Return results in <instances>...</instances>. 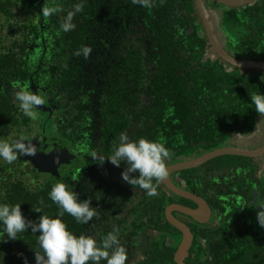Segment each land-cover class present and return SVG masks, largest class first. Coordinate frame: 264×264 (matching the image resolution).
<instances>
[{
  "label": "flooded vegetation",
  "instance_id": "af4514ba",
  "mask_svg": "<svg viewBox=\"0 0 264 264\" xmlns=\"http://www.w3.org/2000/svg\"><path fill=\"white\" fill-rule=\"evenodd\" d=\"M7 1L8 3L13 1L14 4L10 7L11 19L0 20V140L11 143L24 137L37 151L34 156L18 155L12 163L0 158V203H19L22 211L26 213L33 210L22 200L27 198L28 192L24 194L12 191L17 188L13 184L17 178L22 179L27 189H31L29 186L34 188L37 184L47 185L53 181L65 182L73 191L79 193L81 200L90 199L96 209L97 215L86 225L87 230L92 231L99 223L101 228L112 231L115 224L112 214H116V210L110 209V201L120 193L125 198L132 192L139 194L142 190L123 179L122 173L128 167L126 164L122 162L121 166L117 167L109 159L103 161L101 158L110 156L114 146L119 143L120 134L126 133L122 122L118 127V134H112L117 138H112L113 147L109 151L111 138L108 130L103 127V119L109 116V113L102 112V103L98 96L99 88L107 87L111 81L109 64L105 59L104 64L94 62V55L97 52L103 53V47L108 59L111 60L112 53H109L110 50L104 43L108 42L109 31L113 33L111 28L117 25L116 18L111 20V17L119 14L121 10L117 9L116 0L112 2L89 0L91 10L87 18V33L75 22L76 28L71 32H65L61 29L60 23L67 10L63 9L51 17H44L42 10L47 0H0V3ZM170 2L176 7L177 15L171 14L170 10L168 14L167 8L163 9V14L170 16L172 24L170 29L175 36L192 38V34L195 33V36L207 40L204 59L211 58L218 65H224L225 71L229 74L241 75L242 78L258 77L264 81L263 68L237 67L214 51L206 22L207 18L227 53L239 59L264 62V19L261 17L264 13V0H246L239 5H229L217 0H202L205 16L196 0H168L165 4L170 5ZM69 3L74 4L71 0H48L50 7L61 8V5H70ZM97 3L101 4V9L93 8ZM132 4L133 9L137 10L136 17L140 18L141 4L128 0L122 9L127 13L129 11L128 14L125 13L129 20H131L129 7ZM153 5H156L155 0L152 1L151 6ZM230 11L237 17H231L228 13ZM120 18L119 15L118 19ZM137 18L136 24L139 26ZM229 21L249 23L247 30L250 29L252 38L262 40L263 49L256 52L258 57L238 55L239 51L233 45V41L236 43L235 37L228 30ZM104 28L107 30L103 31ZM77 33L79 36L85 35L84 42L80 44L64 42L65 39H69L70 34L73 37ZM138 33L141 34L140 31ZM122 34L125 46L124 31ZM16 42L17 45L14 47ZM53 42L57 43L54 49L50 46ZM61 45L64 48H61ZM85 45L92 49L88 58H84L82 53L77 55ZM194 45L195 43L192 46ZM188 50L189 48L186 52ZM74 61L79 64L72 63ZM80 65L83 71L78 74ZM96 65L100 66L102 71L108 72L103 73L101 70L98 73L94 72L97 69ZM61 67L65 70L59 73L57 78L67 76L68 71L72 85L70 95L66 90L68 88L66 81L58 82L61 85L59 90L52 92L49 89L48 82L52 73L55 75L56 70ZM113 82L115 81H111ZM243 84L238 83L239 86ZM256 84L259 85V82ZM19 87L38 92L45 99V103L36 109L38 112L36 121L25 116L15 101L14 92L19 90ZM222 87L225 89L222 94L214 97L204 95V100L216 109V114L226 119L224 122L216 121L214 139L209 143L205 140L200 145L172 154L167 166L188 163L212 151L227 148L254 153L251 155L221 153L196 166L172 171L169 174L172 183L183 191L198 195L207 207L204 208L194 199L176 193L166 186L163 180L169 200L163 212L164 223L161 225L162 221L159 220L156 209L157 203H154L150 220L148 217L142 218L145 221L144 225L142 220L135 216L126 224L123 222L117 226L120 229L121 243L128 251L126 264L146 258L150 246L154 264H178L179 247L185 238L182 226L191 233V244L184 257L185 264H264V227L260 226L257 219L258 211L264 210V114L258 112L240 114L236 110L237 98L227 95L230 90L227 84ZM138 100L153 102L154 105L156 98L144 92ZM108 102L104 108L109 110L114 103ZM137 115L138 118L141 117L140 112ZM114 130L116 132V129ZM56 151L64 160L53 162L46 171L40 170L32 159L35 156L43 158L45 155H55ZM92 153H96L98 158L91 156ZM133 175H138V172ZM200 207L202 212L198 219L183 211L197 210ZM26 218L31 220L32 216ZM77 228L78 226L73 223L71 231L79 235ZM38 237V233H33L29 228L20 233L17 239L11 240L7 234L4 235L3 226L0 225V264L31 262L28 249L30 245L37 244Z\"/></svg>",
  "mask_w": 264,
  "mask_h": 264
},
{
  "label": "trees",
  "instance_id": "16d2710c",
  "mask_svg": "<svg viewBox=\"0 0 264 264\" xmlns=\"http://www.w3.org/2000/svg\"><path fill=\"white\" fill-rule=\"evenodd\" d=\"M71 1L74 4L61 5V8L68 12L73 10L76 3H83V10L76 14L74 22L87 33V18L91 10L89 8V0ZM166 1L168 0H155L156 5L150 7H145L141 4L140 18L136 17L137 10L133 9L134 5H130L131 20H129L125 16L127 11L122 9L123 5L128 3V0H116L117 9L120 8L121 12L111 17V20H115L116 18L117 25L112 29V24H110L113 33L109 31L108 42L104 43L105 47L110 50L109 53H112L111 60L108 59V54L104 47L102 48L103 53L97 52L94 55V62L96 63L99 61L98 63L104 64L103 60L105 59L106 63L109 64L110 80L115 81L113 83L110 81L109 85L103 89L99 88L100 91L98 93L100 102L102 103V112L104 114H106V111L109 113V116L107 115L103 119V127L108 130V135L111 138L109 151L113 147L112 138H117L116 135L112 136V134H118V127L122 122L124 123L126 133L131 139L147 137L159 140L168 147L171 155L194 145H200L205 140L208 143L211 142L210 140L214 139V128L217 126V122H224L226 119L216 114V109L212 108L209 102L204 100V95L214 97L222 94L225 90L222 86L225 84L230 89L227 95L237 98L235 102L236 110L240 114L257 113L255 104L252 102V97L258 92L264 93V81L258 77L246 76L242 78L241 75L229 74L225 71L224 65H218L211 58L204 59L207 40L195 36V33L192 34V38L175 36L173 30L170 29L172 26L169 20L170 16L164 15L163 9L167 8L168 14L170 10V13L176 16V7L172 2H170V5H166ZM12 4H14L13 1L0 3V20L2 18L4 20L11 19L10 7ZM51 5L53 6L54 4ZM100 6L101 4L97 3L93 5V8H100ZM228 13L231 17H237L233 11ZM98 15H102V13H98ZM119 15L120 19H118ZM261 17L264 19V13ZM136 18L139 20V26L136 24ZM189 21L190 19H188ZM240 24L229 21L228 25V30L235 37L236 43L233 41V45L239 51L238 55L243 54L245 55L244 57L248 58L258 57V53L256 52L259 49H263L262 40L252 38L250 29L247 30L249 23L241 24V26ZM105 29L107 30V28H104L103 31ZM238 29H240L239 32ZM123 31L125 46H123L122 41ZM138 31L141 32L140 35H138ZM78 33L73 37L70 34L69 39H65L64 42L66 44L71 42L80 44L84 42L85 35L79 36ZM57 40L59 42L58 38ZM194 43L195 45L192 46ZM16 45L17 42L14 47ZM50 46L54 49L57 43L53 42ZM60 47L64 48L63 45ZM188 48L189 50L186 52ZM13 55H16V53H13ZM72 63L78 62L74 61ZM96 66L97 69L94 72L98 73L99 70L102 71L100 66ZM60 69L56 70L55 75L52 73V77H50L48 82L49 89L52 92L59 90L61 87L59 83L66 81L68 82L66 90L68 95H70L72 85L68 71L67 76L63 75L57 78L58 74L65 70L63 67ZM82 71L83 67L80 65L77 73L80 74ZM102 72L106 73L108 71L103 70ZM151 73H154V75ZM104 79L109 78L104 77ZM242 82L244 83L243 86H239L238 83ZM257 82H259V85L256 84ZM144 92L156 98L154 105L153 102H139L138 98L143 96ZM108 101L114 103L112 104L113 106L111 105L113 111H111L112 109L108 110V108H104L106 104H109ZM138 112L141 113L140 118H138ZM243 117L246 118L247 116ZM114 129H116V132ZM169 162L170 159L167 161V165ZM13 182L17 188L12 189V191H20L24 194L29 193L27 198H23L22 200L28 204V208L33 209L31 212H24L25 216H32L31 221L39 222V217L43 214L56 217L62 211L49 196L52 186L59 182L53 181L47 185L37 184L34 188L29 186L31 189L25 187L21 178H17ZM113 198V201H110V209L116 210V214H112L115 221L114 226L121 225L123 222L126 224L129 220L134 219L135 216L137 219L140 218V220L143 217H148L150 220V213L154 210V203H157L156 209L158 210L159 220L162 221L160 222L161 225L165 221L163 212L169 200L167 199L163 182H160L157 194L153 196L148 195L147 190L142 189L139 194L132 192L124 198L120 193ZM41 201H43V204H41ZM35 208H41L42 213L36 212ZM63 220L69 230H71L73 223H75L78 226L77 230L79 234L93 235L98 243L110 232L108 229L101 228L99 223L96 224V227L92 228V231H88L86 225L89 223H79L66 212L64 213ZM142 224H145L144 220H142ZM28 250L31 262L27 264H36L33 254H35V250L42 251L39 248L38 240L37 244L30 245ZM148 250L149 253L146 258L128 264H154L151 257V246ZM100 264H107V262L102 260Z\"/></svg>",
  "mask_w": 264,
  "mask_h": 264
},
{
  "label": "clouds",
  "instance_id": "9594fccd",
  "mask_svg": "<svg viewBox=\"0 0 264 264\" xmlns=\"http://www.w3.org/2000/svg\"><path fill=\"white\" fill-rule=\"evenodd\" d=\"M133 3L151 6V0H133ZM82 10L83 3H76L73 10L68 11L61 21V29L65 32L74 30L76 28L74 18ZM61 11L63 9L58 6L50 7L47 0L42 15L51 17ZM91 51V47L85 45L77 55L82 53L84 58H88ZM14 98L25 116L33 121L38 119L36 109L45 103V99L38 92L19 87V90L14 92ZM252 102L256 111L264 114V93L258 92L252 97ZM36 151L35 146L24 137L11 143L0 140V158L8 163L14 162L18 155L34 156ZM91 156L98 158L96 153H92ZM170 156V150L163 142L147 137L131 139L127 133L122 132L112 154L107 158H101L103 161L109 159L117 167L121 166L122 162L126 164L128 167L122 173L123 179L134 187L139 186L147 190V194L153 196L157 194L160 182L168 176L167 161ZM137 172L138 175H133ZM49 196L62 211L56 217L43 214L39 217V222L28 220L19 203H0V225L3 226L4 235L7 234L9 239H17L20 233L29 228L33 233H39L38 243L42 251L35 250L36 264H100L102 260L107 264H126L128 251L121 243L119 227L114 226L113 230L98 243L93 235L84 233L78 235L72 232L64 222L63 216L66 212L77 222L88 224L97 215L90 199L81 200L79 193L73 191L65 182L53 185ZM34 210L42 213L41 208ZM257 219L260 226L264 227V210L258 211Z\"/></svg>",
  "mask_w": 264,
  "mask_h": 264
},
{
  "label": "water",
  "instance_id": "95a60500",
  "mask_svg": "<svg viewBox=\"0 0 264 264\" xmlns=\"http://www.w3.org/2000/svg\"><path fill=\"white\" fill-rule=\"evenodd\" d=\"M196 1H197V5H198L199 9H201V11L203 12V16H205L206 11L204 9V5L202 3V0H196ZM217 1L229 4V5H239L241 3H244L246 0H217ZM206 22H208L207 29H208L209 40L211 42V45H212L214 51H216L224 60H226L227 62H229V63H231L237 67H241V68L260 67V68L264 69V62L255 61V60L239 59V58H236V57L230 55L229 53H227L223 49L221 44L219 43V41H218V39H217L216 35L214 34L213 29L211 27V23L209 22V20L207 18H206ZM259 151H261V150H259ZM259 151H257V152H259ZM221 153H237V154H243V155H251L254 152L240 150V149H236V148H234V149L227 148V149L212 151V152L207 153L205 155H202V156H200V157L196 158L195 160L190 161L188 163L174 164V165L168 167V176L164 179V183L166 184V186H168L170 189L174 190L176 193L180 194L181 196L190 197V198L194 199L195 201H197L200 204V206L202 205L204 208H206L207 205L205 204V202L203 200H201L199 198L198 195H196L192 192L183 191L182 189H179L177 186H175L172 183V181L170 180L169 174L172 171H175L177 169L196 166V165L200 164L201 162L208 160L210 158H213L216 155H219ZM32 159L35 161L36 166L40 170H45V171L49 169V167L52 165L53 162H56V161L59 162L60 159L64 160L63 156H60L59 153H57V151L55 152V155L49 154L48 156H46V155L43 156V158L35 156ZM38 159H39V162H38ZM202 202H204V203H202ZM183 211L187 212L188 214L193 215L194 217H196L198 219L201 212H202V207H200L197 210H191V209L185 210V209H183ZM182 228H183V231L185 232V238L183 239V242L179 247V257L177 259L178 264H185L184 263V257L187 255L189 246L191 244V233L189 232V230L186 227L182 226Z\"/></svg>",
  "mask_w": 264,
  "mask_h": 264
},
{
  "label": "rangeland",
  "instance_id": "374dc122",
  "mask_svg": "<svg viewBox=\"0 0 264 264\" xmlns=\"http://www.w3.org/2000/svg\"><path fill=\"white\" fill-rule=\"evenodd\" d=\"M193 155L195 154L194 152L192 153ZM188 157V156H187ZM185 158H186V155H185Z\"/></svg>",
  "mask_w": 264,
  "mask_h": 264
}]
</instances>
